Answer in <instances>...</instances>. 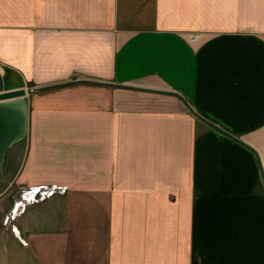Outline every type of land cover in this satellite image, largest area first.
Masks as SVG:
<instances>
[{
	"label": "crops",
	"instance_id": "obj_1",
	"mask_svg": "<svg viewBox=\"0 0 264 264\" xmlns=\"http://www.w3.org/2000/svg\"><path fill=\"white\" fill-rule=\"evenodd\" d=\"M0 71V264H264V0H0Z\"/></svg>",
	"mask_w": 264,
	"mask_h": 264
},
{
	"label": "water",
	"instance_id": "obj_2",
	"mask_svg": "<svg viewBox=\"0 0 264 264\" xmlns=\"http://www.w3.org/2000/svg\"><path fill=\"white\" fill-rule=\"evenodd\" d=\"M26 96L25 87L4 88L0 71V170L4 164L6 151L26 137L28 118Z\"/></svg>",
	"mask_w": 264,
	"mask_h": 264
},
{
	"label": "built area",
	"instance_id": "obj_3",
	"mask_svg": "<svg viewBox=\"0 0 264 264\" xmlns=\"http://www.w3.org/2000/svg\"><path fill=\"white\" fill-rule=\"evenodd\" d=\"M63 191L64 188L61 187L45 188L38 186V187H30L23 189L22 195L25 202L30 203V202L43 200L44 198L50 196L54 192H63ZM16 210H17V204H15V207L13 208L12 215L16 213Z\"/></svg>",
	"mask_w": 264,
	"mask_h": 264
},
{
	"label": "rangeland",
	"instance_id": "obj_4",
	"mask_svg": "<svg viewBox=\"0 0 264 264\" xmlns=\"http://www.w3.org/2000/svg\"><path fill=\"white\" fill-rule=\"evenodd\" d=\"M5 80H6V82L8 83V78L6 77L5 78ZM23 87H25V86H23ZM25 89H26V91H27V94L28 93H30V92H33L32 90H33V88L32 87H29V86H27V87H25ZM2 175L3 174H0V181H2V179H3V177H2ZM1 184H2V182H1ZM45 199V198H44ZM43 199V200H44ZM41 201V200H40ZM12 212H13V209H10L9 211H8V213L5 215V216H3L2 218H1V222H2V224H3V227L4 228H6L10 233H11V235H15V231H14V229H13V227L11 226V219H12ZM12 215V216H11ZM3 248V251H2V254L4 255L5 253H6V255L7 254H10L11 253V247H2Z\"/></svg>",
	"mask_w": 264,
	"mask_h": 264
}]
</instances>
